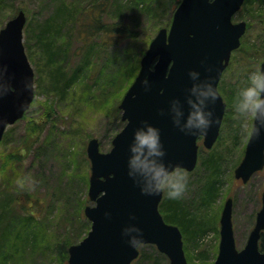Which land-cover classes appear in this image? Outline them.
<instances>
[{"label":"rangeland","instance_id":"rangeland-1","mask_svg":"<svg viewBox=\"0 0 264 264\" xmlns=\"http://www.w3.org/2000/svg\"><path fill=\"white\" fill-rule=\"evenodd\" d=\"M63 1L72 4L78 15L94 3L93 0L0 1V29L20 9L26 13L24 45L35 72L32 105L21 119L8 126L0 142V212L7 215L0 225V264H65L60 256L61 246L69 248L87 235L91 221L84 209L94 204L88 194L91 175L88 142L96 137L102 151L112 147L114 136L124 124L119 104L125 90L137 75L149 43L161 27H170L181 2L110 0L105 19L108 22L122 19L121 23L138 32L136 38L123 39L110 48H100L94 43L96 47L83 50L76 25L72 27V20L67 19L55 41L57 54L50 59L38 31L60 2L65 4ZM241 20L247 22V30L219 83L226 101L219 138L211 148L205 147L201 140L197 167L184 170L188 186L182 202L196 215L194 222L203 217H209L211 222L196 240H184L189 264L214 262L219 250L221 212L227 198L233 199V224L239 248L246 244L262 207L264 168L252 174L247 182L235 177V168L244 157L250 135L243 130L234 104L249 73L261 67L264 60V0H246L233 16V21ZM55 70L65 72L66 79H52ZM74 76L76 81L65 87ZM211 153L222 155V189L214 202L208 201L205 192L209 173L205 160ZM21 190H29L36 201L22 206ZM31 210L35 216L24 219ZM22 219L26 222L13 226L12 222L21 223ZM23 223L27 224L25 233L21 231ZM11 226L21 233L11 232ZM152 245L139 247L140 254L145 252L152 257L149 264L155 259L160 264H170L168 257Z\"/></svg>","mask_w":264,"mask_h":264},{"label":"water","instance_id":"water-1","mask_svg":"<svg viewBox=\"0 0 264 264\" xmlns=\"http://www.w3.org/2000/svg\"><path fill=\"white\" fill-rule=\"evenodd\" d=\"M245 0H181L169 28L162 27L141 58L140 70L124 94L119 108L124 127L114 136L108 151L100 150L99 139L91 138L87 155L91 161L89 198L84 212L91 221L88 234L69 247L65 264H131L140 244H155L170 264H188L181 229L168 223L159 208L163 192L149 195L128 174L129 144L134 129L147 120L159 127L166 148L165 160L193 170L198 161V138L211 148L217 140L226 109L218 90L232 51L240 46L246 21L232 16ZM24 10L0 29V141L9 125L21 119L35 98V73L26 53ZM264 67V61L261 64ZM211 77L219 96L209 106L214 123L206 132L193 135L176 126L168 111L170 100L179 96L187 113V89L192 83L189 69ZM147 76L149 86L142 80ZM163 110V111H162ZM264 168V125L259 135L250 136L245 155L235 168V177L247 182ZM256 223L242 249L236 246L233 228V199L227 198L220 218L219 253L213 264H264L259 240L264 232V192ZM134 214V216H133ZM134 223L143 230L133 247L122 229Z\"/></svg>","mask_w":264,"mask_h":264},{"label":"clouds","instance_id":"clouds-1","mask_svg":"<svg viewBox=\"0 0 264 264\" xmlns=\"http://www.w3.org/2000/svg\"><path fill=\"white\" fill-rule=\"evenodd\" d=\"M189 75L192 83L187 89V113L179 96L170 100L168 111L176 126L196 135L206 132L214 123V111L209 105L216 101L219 92L212 78L201 77L198 69H189ZM142 84L146 88L149 86L147 76ZM234 108L240 114L243 130L250 136L259 135L264 125V67L249 73L247 83L236 94ZM165 155L159 127L143 121L134 129L129 144L128 174L145 194L166 191L169 198H180L188 186V175L181 166L166 161ZM21 186H24L23 182ZM122 232L133 247L142 239L143 230L137 224H126Z\"/></svg>","mask_w":264,"mask_h":264},{"label":"trees","instance_id":"trees-1","mask_svg":"<svg viewBox=\"0 0 264 264\" xmlns=\"http://www.w3.org/2000/svg\"><path fill=\"white\" fill-rule=\"evenodd\" d=\"M1 1V0H0ZM64 2V1H63ZM93 4L90 7L85 8L84 10L80 11V14L78 15L76 10L72 8V4L67 5L62 4L60 2L59 7L56 9V11L53 13L52 16H50L41 26L40 30L38 31L39 39L42 42H45L47 45V51L49 54V57L51 59L52 57H55L57 52L55 48V41L56 38H58L60 31H62L64 27V22L67 19L72 20V27L73 25H76V34L77 38L83 41L82 49L85 50L94 43H97L99 47H108L112 45H118L123 39L126 38H136L138 35V32L132 28L131 25L125 24L122 22V19H119L120 21L116 22H108L106 18V12L108 11L110 5V0H93ZM145 3V2H144ZM75 27V26H74ZM94 47H96L94 45ZM133 70V69H132ZM55 73V74H54ZM52 75V79L61 81L65 80V72H60L59 70H55ZM135 73L133 72L134 78ZM74 76L70 80L66 82V86H70V84L74 83L75 80ZM68 84V85H67ZM126 91V90H125ZM124 125V124H123ZM20 157V156H19ZM221 160L222 155L219 153H211L205 160V168L209 172L207 181L205 182V192H206V198L210 202L216 201L221 189H222V167H221ZM21 190L22 195V206L29 202L32 204L36 201V198L31 195V192L29 190ZM19 196V197H20ZM166 208V209H165ZM160 209L164 215V218L166 221L170 223L177 224L180 226L183 235L184 240H188L189 238L192 240H196L198 236L204 234L210 225L209 217L206 218H200L197 222H194V214L191 213V211L186 207L185 203L182 202L181 197L180 198H169L167 196V193L165 192V197H163ZM5 211H3L4 213ZM34 211L31 210L30 214L26 215L24 219H32L34 216ZM2 211L0 212V225L3 221L4 217L7 216L6 214H3ZM21 220V223H16L18 220L12 222L14 224L13 226H17L19 224L22 225L23 220ZM24 222H26L24 220ZM4 223V221L2 222ZM24 224V223H23ZM27 224H24V231L25 233V227ZM20 226V225H19ZM12 227V226H11ZM18 229V228H17ZM15 230V227H12L11 232L15 233H21V231L18 232V230ZM31 230V227H30ZM23 234V233H22ZM187 243L184 244L185 250H187ZM156 247L155 245H152ZM60 249V256L66 263L69 257V251L67 246ZM157 249V248H156ZM152 257H149L145 252H141L139 257L134 261L135 264H149V260ZM133 262V263H134ZM151 264H160V262L155 259Z\"/></svg>","mask_w":264,"mask_h":264}]
</instances>
